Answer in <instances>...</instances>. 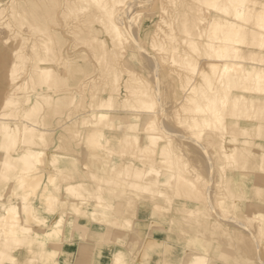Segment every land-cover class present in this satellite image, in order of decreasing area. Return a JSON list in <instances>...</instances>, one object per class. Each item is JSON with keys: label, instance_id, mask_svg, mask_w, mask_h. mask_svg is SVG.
<instances>
[{"label": "bare ground", "instance_id": "bare-ground-1", "mask_svg": "<svg viewBox=\"0 0 264 264\" xmlns=\"http://www.w3.org/2000/svg\"><path fill=\"white\" fill-rule=\"evenodd\" d=\"M157 1L161 10L149 13L143 27L145 33L154 36L152 47L156 63L153 61V68L167 78L165 87L169 86L168 89L173 93L169 104V95L166 100L162 98L165 101L162 103H159L162 97L159 95L161 97L158 96L157 102L159 90L162 91L160 94L166 95L167 89L162 90L161 85L145 86L142 89V75L133 79L140 82L139 89L134 90L136 86L129 80L136 75L134 68L131 69L134 66L133 61L128 65L129 77L121 76L117 74L119 66L113 54L102 62V70L99 71L101 74L82 75L80 51L76 48L82 44L80 41L93 37L77 34L76 27L70 24V18L64 22L63 19L66 16L77 17L80 10L84 11L94 5L108 14L106 18L109 25L120 37L121 20L114 21L113 16L115 9L122 6L125 0H114L117 5L113 9L108 0H63L61 9L42 12L39 9L42 4L35 0H21L19 6L14 8L11 1L9 8L14 27L29 23L39 28L47 17L49 20L55 18L58 22L54 21L55 27L50 26L43 32L27 29L32 36L28 48L37 57L28 73L32 78L39 77L44 84L37 80V85L31 91L20 93L22 88L19 85V76L22 72L17 70L16 61L11 60V57L20 58L22 55L20 52L12 54L9 49L4 53L3 49L0 56V62L8 61L9 65H3V70L6 67L9 69V88L0 104V150L21 163V169L12 177L14 182L17 180L21 190L13 192L15 194L12 198L9 196V202H5V195L0 193V264H10L8 261L14 264L16 250H20V259L16 260L22 264H37L38 259L41 260L38 264H62V261L68 260L74 264H125L128 260L126 254L132 249L129 238H136L138 232H143V243L134 250L137 255L134 264H166L163 256L170 247L166 248L158 239L159 228L154 227L150 236L147 229L140 226V222L144 221L140 217L147 214L142 213L141 203L131 206L136 224L132 223L130 226L123 217L113 216L104 221L115 204L127 200L130 186H135V183L122 181L118 177H108L104 189L97 184L94 195L73 200L66 194L70 192L76 197L77 190L72 186L78 183L77 174L71 183L62 184V179L61 183L58 182V176L64 177V174L73 169L76 171L88 167L93 173L116 169L119 163L113 161L112 156H104V151L110 142L122 143L121 135L102 129L117 127L115 120L121 118L123 111H126L129 118L128 128L138 134L141 147L130 153L141 155L145 152L144 146H149L154 155L152 163L149 164L151 168L148 167L139 175H151L148 181L155 191H161L166 178L172 176L170 160L180 156L184 148L183 142L177 138L185 135L195 139L208 136L207 138L224 150L228 145L235 144V149L249 151L248 155L254 160L250 159L252 166L253 162L257 164L255 158L258 154L254 149L258 153L264 151V116L260 120L242 121L233 117H237L238 111H243L247 116H250V112H264V0H170L173 6L169 9L165 7L167 0ZM2 9L0 8V26L8 30L9 36L1 40L6 43L13 38L14 29L7 20L1 22L4 13ZM52 12L56 15L50 17ZM77 22H82L89 28L94 26L90 17ZM57 25H61V28ZM60 29L75 35L74 38L80 40L79 45L75 43L72 48H68L69 52L75 51L68 56L65 55L63 47L58 48L56 55L50 59L48 54L52 48L48 43L54 37H60ZM18 38L15 31L14 40ZM114 49L117 56L121 47L115 44ZM57 58L61 62L58 63L60 71L47 64L54 59L56 62ZM121 70L125 72L123 68ZM62 72L68 75L64 77H68L66 81H69L63 80L65 84L58 89L54 85L57 78L63 76ZM156 75L154 76L157 78ZM99 78H103L104 83L123 80L112 88H104L103 92L110 94V97L120 95L124 85L126 89H132L131 95L119 99L118 106L102 99L94 103L97 107L79 120L78 94ZM156 81L159 83V78ZM46 83L48 86H45ZM66 102H69V111L58 118L53 126L44 124V118L49 115L44 112L47 109L51 112L53 108L54 113L59 114L62 104ZM166 110H169L167 115L171 111L178 118L179 124L173 123L175 126L183 125L180 131L170 127V121L173 122L171 119H174L172 114H169L172 116H168L169 118L164 114L166 117L162 118H168L169 121L164 119L159 124L160 116ZM43 114L47 116L44 117ZM165 121L169 123L168 127L165 126ZM81 122L89 125L83 133L85 144L80 141ZM162 125L166 128L161 127ZM205 140L209 143V139ZM188 141L189 139L185 145L187 149L191 142ZM80 159L84 161L80 163ZM154 164L158 167H154ZM1 166L5 170L10 169L12 164L3 160ZM4 172L0 173V180L9 182V177ZM182 185L179 180L176 183L177 190ZM24 191L28 196L24 195ZM133 198L139 199L136 196ZM184 208L185 204L181 208L177 206V212L171 215L170 220L173 221L174 216L179 224H185L187 217L183 213ZM81 229L85 234L79 241L75 237V231ZM127 239L128 242L125 243ZM227 249L223 252L215 251L214 258L210 256V259L201 253L192 252L183 264H227V260L233 257L226 256L229 252ZM236 252L232 255H236Z\"/></svg>", "mask_w": 264, "mask_h": 264}, {"label": "rangeland", "instance_id": "rangeland-1", "mask_svg": "<svg viewBox=\"0 0 264 264\" xmlns=\"http://www.w3.org/2000/svg\"><path fill=\"white\" fill-rule=\"evenodd\" d=\"M11 1H13V8L19 6L21 2V0H0V8H3L1 11L4 12L1 22L3 23L7 20L13 25L14 29L13 38L8 42L3 43L1 39L3 37H8L9 33L5 27L0 26V56L2 55L3 49L4 53L6 49H9L12 54L20 52L22 57L16 58L15 56H12L11 60L16 61L17 70L22 72L19 76V85L22 88L20 93H27L37 85V80H40L37 76L32 78V75H29L28 73L37 57L34 56L28 48V44L32 42V36L30 34L31 31L28 32L27 29L43 32L50 26L55 27L54 21H58L55 18L49 20V17H47L45 18V22L39 25L40 29L29 23L18 24L14 27V21L10 16L11 9L9 8ZM35 1L42 4L41 8H39L40 12L47 11L48 9H61L64 5L62 2L63 0ZM108 3L112 6L111 9L117 5L114 0H108ZM80 6L81 5H79V7ZM172 6V2L167 0L165 7L169 9ZM160 10L161 5L157 0H125L122 6L115 9V14L113 16L114 21H118V19L121 20L119 25L122 36L119 37L109 25L106 18L108 14H106L105 11L100 10L98 7L91 5L84 11L80 10L81 13L77 17L66 16V18L63 19V22L69 17L71 20L70 24L71 26L76 27L75 30L77 34L81 36L88 35V37L93 38L82 42L75 39V35L73 36L69 31L60 29V37H54V39L48 43L52 48L48 57L51 59L55 56L58 48L61 47H63L62 49L65 51V55L68 56L73 52V50L72 52L67 51L69 50L68 48H72L75 43L80 41L82 44L78 46L76 50L80 51L79 55L81 60L79 61V64L82 66V75L87 73L101 74L102 72L100 73L99 71L102 70V62H104V60L106 61L107 58L109 59L108 56L110 54H113L116 57L119 66L117 74L129 77L128 72L130 69L128 65L130 61H133L132 63L134 66L130 67L131 69L134 68L133 71L136 72V75L129 80H131L132 84L136 86L134 90L139 89L140 82L134 81L133 79H137L142 75V89H145V86L154 87L155 84H158V86L161 85L162 90L166 88L169 92L166 90V95L163 94L164 97L160 94L162 91L159 90L160 93L158 92L159 94L157 93L156 96L157 102L159 100V103L165 102L164 100H166V96L169 95L170 98H168L169 96L167 97V103L169 104V100H171L173 93L171 94L170 89H168L169 86L165 87L167 78L160 72H155V69L153 68L154 62L156 63L154 48L152 47V38L154 36L145 33L143 27L145 18L148 17V14L151 12L157 13ZM55 15L56 14L52 12L50 17ZM86 17H90L92 20L94 24L93 28L85 27L82 22H77ZM61 25L64 26L62 23ZM61 25L57 26L61 28ZM1 27L3 29H1ZM15 31L19 36L18 40H14ZM158 39L160 40L159 37ZM25 40H27L26 44H24ZM157 42L158 40H156V43ZM115 44H118L121 47V49L118 50L117 56L114 53ZM58 59L59 58L56 59V62L54 59L47 64L52 65L55 69L60 71V65H58V63L61 64V62H58ZM5 62H0V104L3 103L2 99L4 100L9 88V65H7L8 61ZM54 63H56V65ZM5 64L8 67H4L8 70H3V65ZM121 68H123L125 72H122ZM151 68H153V70ZM153 71L157 73V75L153 73ZM62 73L61 75L63 76L57 78L54 85L55 88L59 89L62 84L64 85L65 82L69 81V79L66 81L68 78L66 76L68 75ZM158 73L160 74V77ZM64 75H66V78ZM154 75L159 78V83H156L157 78ZM161 78L162 80L166 79V81L164 80L163 83L162 80H160ZM63 80H65V82ZM126 80H128V78ZM122 81L123 80L121 79L115 82L104 83L103 78H99L93 84L86 87L82 93H79L78 97L80 105L77 107V109L79 108V120L95 108L96 104L94 106V103L99 102L102 99L109 100L113 103V106H118L119 99L125 95L130 96V91L132 89H126L125 85L119 93L120 95L117 97H110V94H105L103 92L105 87L112 88L113 86L122 83ZM41 84L44 83L41 81ZM45 86H48L47 83ZM51 88L53 89V87ZM158 96L161 97V99H165H162V101L161 99L158 100ZM64 101L65 99H63V102ZM168 104H166V106H168ZM62 105L59 114H55L53 108L51 110L49 109L51 112L53 111L52 114L48 109L44 112L49 114L48 116L43 114L44 117L47 116V118H44V124L53 126L58 118H61V116L69 111V102ZM153 105H156V101L153 102ZM167 111L169 110H166L161 114L159 124H161V120H166V118L162 117H166L165 115H167ZM123 112L124 114L121 115V118L115 120L117 127H103L105 129H102L106 132H116L121 135L122 143L115 144L110 142L108 143V148L104 151V156H112L113 161L119 163V165L115 170L107 171L105 173H93L90 168L86 167L85 169H77L76 171L73 169L69 173L64 174V177L58 176V182L61 183L62 179V184L71 183L74 180V176L76 174L78 176V183L75 184L77 187L72 186L73 189L77 190L76 197H73L74 195L70 192L66 194V196H69V198L73 200H80L88 195H94L98 188L97 184L104 189L107 185L106 179L108 177H118V179L122 181H131L135 183V186H130V193L127 200L115 204L114 207L108 211L104 221H106L109 216H113L115 218L123 217V219H126L130 223V226L132 223L136 224L135 215L131 213V206L141 203L143 210L142 213L147 214L140 217L144 220L140 222V226L146 228L150 236H152L154 227L159 228L160 232L158 234V239L166 248L170 247V250H167L163 256L166 264H183L186 257H189L192 252L201 253L205 255L207 259H210V256H213L214 258L215 251L219 250L220 252H223L224 249H227V246L229 247L227 252H229L226 256L228 258L230 255L233 256L230 259L226 257L228 259L227 264H264V151L263 153H258V150L254 149V152L258 154L255 158L257 164L253 162L256 166H252L250 159H252V161L254 160L249 156V151L243 152L238 148L235 149V144L228 145L224 150L219 144L217 145V143L210 140V138H207L208 136L205 138L196 137V139L186 135V137L184 136L186 139L184 137H179L177 140L183 142L182 146L185 150L182 149L180 156H176L170 160L171 164L169 169L172 176L166 178L161 191H155L151 188L148 181L151 175L146 176V174H143L142 177L139 175L140 173H144L148 167L151 168L149 164L152 163L154 155L150 152L151 148L149 146H144L145 152L141 155L130 153L131 151H137V148L140 147L139 139L138 134L135 131L129 130V118L126 115V111ZM169 114H172L171 111L168 113L167 117L170 116ZM172 116L174 117L175 114L173 113ZM263 116L264 112H257L256 114L250 112V116H247L243 111H238L237 117L234 116L233 118L235 120L238 119L239 121L247 119L260 120ZM168 118L166 121H169ZM171 120H173V122L170 121L172 124L170 127L177 128L176 130L180 131L181 126L183 127V125L180 124L181 126H175V124H173L176 122V124H179L178 118L174 117V119ZM81 123L82 126L79 125V128L82 129L80 132L82 134L80 141L84 143L85 139L83 133L89 125L84 122ZM167 124L169 123H166L165 126ZM163 125L161 127H168V125L166 127ZM187 139H189V141H191L190 139H194L189 143L188 149L186 148L187 146H185L188 144L186 143ZM205 139H209V143L211 142L212 144H209ZM213 143L215 144L213 145ZM247 149L249 150V145L247 146ZM11 156L12 155H6L3 150H0V173L5 171L4 173L9 177V182L0 180V193L5 195L3 198L5 202H9V196L10 198L14 196L15 193L13 192H19L21 190L17 180L14 182L12 178L21 169V163ZM3 160L10 161L12 167L10 169L5 168L4 170L1 166ZM83 161L84 160L80 159V163ZM154 167H158V165L154 164ZM179 180L183 185L180 190H177L176 183ZM24 195L28 196V193L24 191ZM134 196L139 199H134ZM150 197H161L163 199H150ZM183 204H185L183 213L187 217L186 223L179 224L174 216H172L174 220L171 221V215H174V213L177 212L176 207L179 206L181 208ZM142 233L138 232L136 238H129V240L132 241V249L126 254L128 260L125 264H134V261L137 258L134 250L139 247L140 243H143V241H141ZM83 234H85L83 229L75 231V237L78 238L79 241L82 240L81 237ZM126 242H128V239L125 240V243ZM19 251L20 250L14 251L15 262L12 260L14 264H22L17 262V260L20 259V254H18ZM235 252L236 255H232L235 254ZM39 261L41 260L38 259L37 264ZM72 262L73 261L70 262L69 260L62 261V264H74ZM8 263L11 264L10 261H8Z\"/></svg>", "mask_w": 264, "mask_h": 264}]
</instances>
